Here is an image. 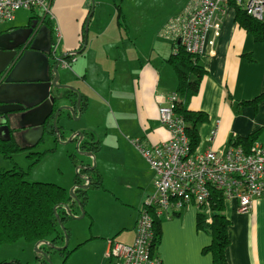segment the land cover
Segmentation results:
<instances>
[{
    "label": "crops",
    "instance_id": "crops-1",
    "mask_svg": "<svg viewBox=\"0 0 264 264\" xmlns=\"http://www.w3.org/2000/svg\"><path fill=\"white\" fill-rule=\"evenodd\" d=\"M48 2V14L39 9L16 12L13 20L0 25V37L34 20L53 24V30L49 27L52 51L57 57H65L59 69L61 83L76 88L82 96L77 120L69 111L60 117L61 141L84 133L81 152L88 151L82 147L90 138L100 142L94 154L96 170L91 173L86 169L85 178L91 180L90 189H95L96 194H103L126 211L116 226L99 229L97 237L92 238L89 250L94 259L87 257L78 264H121L108 255L109 242H134L138 215L153 193L155 181L154 171L132 140L140 139L144 145L154 146L170 137L159 122V106L168 96L177 94L178 77L168 60L176 53L178 44L165 29L191 0ZM217 20L218 35L209 34L200 56L206 76L200 91L187 105L191 112L204 113L208 118L197 129L199 140L194 149L225 153L238 138L264 145V99L256 102L264 95V43L254 40L253 34L239 26L236 6L227 7ZM64 62L68 66H63ZM51 63L54 64L53 57ZM63 92L66 99L61 105L71 102L75 106L77 95ZM178 97L183 100L179 94ZM75 120L78 125L73 123ZM5 137L0 134V139ZM75 137H71V143H78L79 138ZM11 139L21 143L14 131ZM42 143L34 147L20 145L32 154H40L34 149ZM91 161L85 160V166ZM98 181L100 185H96ZM236 203L227 199L224 203L230 242L225 253L227 263L264 264V194L254 199L248 215L239 213ZM201 212L210 222V205L200 209L194 204L183 205L157 217L161 221V241L154 254L161 264H213L212 255L203 251L211 245L213 235L198 230ZM84 251L74 255L78 259L85 256Z\"/></svg>",
    "mask_w": 264,
    "mask_h": 264
},
{
    "label": "built area",
    "instance_id": "built-area-1",
    "mask_svg": "<svg viewBox=\"0 0 264 264\" xmlns=\"http://www.w3.org/2000/svg\"><path fill=\"white\" fill-rule=\"evenodd\" d=\"M187 6L166 24L165 31L192 56H202L211 32L218 35L217 18L229 6L264 24V0H191ZM36 9L48 14V0H0V25L13 20L18 11ZM179 100L173 93L159 106V122L170 134L166 142L146 146L140 139L132 140L154 171L155 181L153 193L141 207L134 242H109L108 255L121 264H161L154 254L153 212L160 217L191 204L200 209L210 205L212 191H217L225 200L236 201L239 213L248 215L254 199L264 194V145L256 143L249 150L231 146L225 153L192 149L187 124L174 112Z\"/></svg>",
    "mask_w": 264,
    "mask_h": 264
},
{
    "label": "trees",
    "instance_id": "trees-1",
    "mask_svg": "<svg viewBox=\"0 0 264 264\" xmlns=\"http://www.w3.org/2000/svg\"><path fill=\"white\" fill-rule=\"evenodd\" d=\"M236 10L239 26L253 34L254 40L264 43V24L247 16L246 12L241 8L236 7ZM45 24L53 30L51 22L48 21ZM168 62L177 74V94L183 99L175 104L174 112L186 122L187 130L185 131L190 139L191 147L194 149L197 147L199 140L197 129L199 125L206 123L208 118L204 113L191 112L187 105L200 91L206 71L200 65V57L188 54L181 45H178L176 53L169 58ZM263 99L264 95H261L256 102ZM60 121L61 118L58 123ZM58 129L59 131L62 130L59 124ZM48 135L55 138V131L52 126L49 127ZM90 139L94 143L91 148L85 150L95 154L100 148V142H95L94 138ZM251 140L238 138L234 140V146L249 150L253 145ZM26 150L29 149L16 143L14 139L6 143L0 142V152L7 160L12 159L13 155ZM41 156L42 154L29 152L28 159L32 160V166L40 162ZM25 178L26 173L20 168L14 167L13 170L0 169V247L23 240L34 245L44 242L59 245L60 242H63L65 238L63 235L65 234L61 230L56 216H60L63 223L68 220L69 215L65 211V205L71 208L72 204H74L73 198L68 196L67 190L63 187L42 182L33 184L26 181ZM80 184L81 181L77 180V185ZM96 185H100V182L98 181ZM86 194L87 191H75L77 198H83L82 204L84 206L87 202ZM224 203L223 194L212 191L210 203L211 221L209 222V218L204 212L198 215V230L213 235L211 245L203 250L204 253L212 255L213 264H228L225 253L230 242H228V221L223 215L225 211ZM152 215L156 238L154 245L157 247V244L161 241V221L157 218L155 212ZM43 246L44 244L39 246V250H43ZM65 251L67 250L63 252ZM45 252L48 253L47 251ZM40 258H37V262L46 264L45 260L43 258L40 260ZM1 264L16 263L7 262Z\"/></svg>",
    "mask_w": 264,
    "mask_h": 264
},
{
    "label": "water",
    "instance_id": "water-1",
    "mask_svg": "<svg viewBox=\"0 0 264 264\" xmlns=\"http://www.w3.org/2000/svg\"><path fill=\"white\" fill-rule=\"evenodd\" d=\"M52 49V30L44 23V20H34L27 26L0 37V134L6 135L5 138L0 139L1 141H11L12 131H14L24 146L34 147L46 139L49 134L50 124L48 123L52 120L55 138L58 142H62L57 124L62 113L69 111L72 118H76V112L81 113V93L76 88L61 83L59 69L65 57H57L55 50L52 51ZM51 57L54 58V64L51 63ZM65 90L77 95V101L73 102L75 106H72L71 102H69L70 105H61L66 98L60 92ZM14 124L17 126L12 128ZM83 134L81 132L73 134V137H79V151L84 139ZM71 141L72 139L68 143L70 144ZM93 143L90 139L84 143V146L91 147ZM82 154L93 160L91 170H94L96 167L94 153L87 151ZM85 179L88 184L82 187L83 190L91 186V180ZM74 191L75 189L72 190L71 195L76 202ZM78 203L80 204V201ZM65 211L72 216L68 205H65ZM56 217L65 234L63 235L65 247L60 248L50 242L42 244L62 252L67 249L69 238L60 216ZM40 245L41 243H37L36 248ZM40 252L42 255L40 260L44 258L46 264H52L49 262L51 260L48 253Z\"/></svg>",
    "mask_w": 264,
    "mask_h": 264
},
{
    "label": "rangeland",
    "instance_id": "rangeland-1",
    "mask_svg": "<svg viewBox=\"0 0 264 264\" xmlns=\"http://www.w3.org/2000/svg\"><path fill=\"white\" fill-rule=\"evenodd\" d=\"M76 120L73 123L78 125ZM73 136L71 137L73 138ZM71 137L66 142L62 141L56 144L53 136H46L44 143L34 149V152L40 153L42 156L40 162L33 166L32 161L28 160L29 150L13 155L12 160H7L0 152V169L13 170L14 167L20 168L26 173V181L33 184L42 182L63 187L67 190L68 196L72 198L73 189L83 190L82 187L87 186L85 160L90 158L82 154L85 152L78 150V143H68L72 139ZM2 143L6 142L2 141ZM16 143L22 144L18 140ZM94 168L96 170V167ZM80 172L81 174H79ZM76 179L81 180L80 185L75 184ZM84 191H87L85 206L82 204L83 198H77L76 196L74 199L80 201V204L77 201L72 204L70 208L72 216H69L68 220L64 222L69 238L67 251L61 252L45 244L43 250H39V248H36V244L23 240L0 247V264L7 262L41 264L37 262V258L42 256L40 251L48 252V257L51 260L49 262L52 264H78V261L87 260V257L94 259V257L90 258L91 252L89 250L92 248V238L97 237L99 229L105 231L116 226L126 215V211L120 205L107 200L103 194H96L95 189L89 188ZM80 250H86L83 252L85 256H80L77 259L74 253Z\"/></svg>",
    "mask_w": 264,
    "mask_h": 264
},
{
    "label": "flooded vegetation",
    "instance_id": "flooded-vegetation-1",
    "mask_svg": "<svg viewBox=\"0 0 264 264\" xmlns=\"http://www.w3.org/2000/svg\"><path fill=\"white\" fill-rule=\"evenodd\" d=\"M63 96H65L64 94V92L62 91V92H60ZM52 120L50 121V123H48V124H50L49 125V127H51L52 126ZM83 148H85V149H87V148H89V146L87 145V146H84ZM91 148V147H90ZM93 168V161H91L88 165H87V170L88 171H91V169ZM93 172V170L91 171V173ZM88 176V175H87ZM92 184H93V177H92ZM56 246H58V247H60V248H63V247H65V238H64V240H63V243L62 244H57ZM67 250V249H66Z\"/></svg>",
    "mask_w": 264,
    "mask_h": 264
}]
</instances>
